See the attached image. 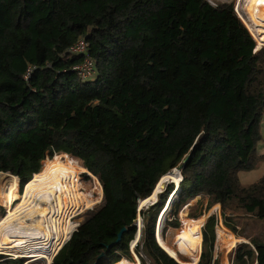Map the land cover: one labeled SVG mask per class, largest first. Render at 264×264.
Here are the masks:
<instances>
[{
    "label": "trees",
    "instance_id": "obj_1",
    "mask_svg": "<svg viewBox=\"0 0 264 264\" xmlns=\"http://www.w3.org/2000/svg\"><path fill=\"white\" fill-rule=\"evenodd\" d=\"M82 37L97 67L87 81L74 69L83 56L68 53ZM256 47L233 2L0 0V173L17 176L22 193L48 156L64 153L66 160L56 156L80 163L103 188L75 231L77 222L68 221L64 243L73 234L51 264L132 258L139 215L140 264H190L156 236L177 187L167 227H179V212L198 194L209 196L207 210L221 205L233 231L242 214L264 225V176L249 185L239 179L264 161V55ZM187 155L182 181L139 210ZM218 221L211 214L203 224L196 264H221ZM250 242L242 245L252 259L234 264H264V235ZM182 248L197 254L191 236ZM23 261L0 254V264Z\"/></svg>",
    "mask_w": 264,
    "mask_h": 264
},
{
    "label": "bare ground",
    "instance_id": "obj_2",
    "mask_svg": "<svg viewBox=\"0 0 264 264\" xmlns=\"http://www.w3.org/2000/svg\"><path fill=\"white\" fill-rule=\"evenodd\" d=\"M246 11L251 21L249 24L251 30L257 39L264 43V0H248ZM74 164L72 161L61 164L55 158L45 160V167L24 186L22 194L19 192L17 176L0 173V203L9 208L8 216L2 217L0 221V250L15 246L14 249L17 248V253H20H16V256L24 255L46 261L47 264L52 263L54 253L68 240L64 243L65 226L69 221L67 212L72 214L73 209L84 210L95 204L92 194L80 188L81 184L75 178ZM175 173L173 178L178 179V174ZM69 179L73 182L71 183ZM179 190L180 188L177 187L173 198L175 194L177 197ZM16 200H18L17 205H15ZM146 201L147 199L141 200V203ZM162 225L163 221L158 223L157 240L169 253L177 256L163 240ZM220 237L228 239L224 232ZM0 252L14 254L11 249ZM115 264H140V262H131L124 258Z\"/></svg>",
    "mask_w": 264,
    "mask_h": 264
},
{
    "label": "rangeland",
    "instance_id": "obj_3",
    "mask_svg": "<svg viewBox=\"0 0 264 264\" xmlns=\"http://www.w3.org/2000/svg\"><path fill=\"white\" fill-rule=\"evenodd\" d=\"M208 1L214 5H217V4L223 3V2H233L234 3L236 13L242 19V21L245 23V25L248 27V29L250 30L251 34L253 35L254 39L257 42V47L255 50L258 52L259 57H262L264 55V43L257 39V36H255V34L253 33V31L251 30V28L249 26V24H251V21L247 15V11H246V5H247L248 0H208ZM261 130L264 134V115L262 118ZM259 151L264 152V143H260ZM54 155H55V153H54ZM54 155L48 156L45 160H47L49 157H52ZM56 155L59 156L62 160H66L67 157L69 156V155L64 154V153H60V154H56ZM56 155L54 158L59 163L66 164L68 162V160L65 162L61 161L60 158H58ZM45 160L43 162V168L45 167V165H44ZM81 164L83 165L82 160H81ZM79 166H80V163H79V165L74 164V174H75L76 179H77V175H76L77 169L80 170ZM174 170H176V169H174ZM13 176H15V175H13ZM173 176H174V174L169 173L163 179H161L159 181V184L157 185L156 190L153 192V194L156 193L155 196L152 197L153 195H151V197L149 199H147V201L144 202L143 204L140 201V207L157 201L159 199V194L162 193L163 191H165L167 185L171 182L165 183L164 185L162 183L165 182L167 179L170 180V178L171 177L173 178ZM262 176H264V161H262V160L258 161L256 166L253 169L242 170L239 173V179L243 185H249L251 183H254V182L258 181ZM178 177H179V175H178ZM95 179H96V177L93 179L92 177L89 176L87 171H84V170L79 171V182L81 183L80 188L84 192H90L92 194V199H93L95 204L92 207L85 208L84 210H82V209L78 210V209L71 208V209H73V210H71L72 214L67 212V214L69 215V220L71 219L72 215L73 216L75 215V217L74 218L72 217L71 220L73 222L74 221L77 222L76 228L78 227L80 222L84 219V215H85L86 211L89 209H92L93 207H95L97 205H99L102 201L103 188H102L101 183H100L101 187L99 186V184L98 185L96 184ZM173 179H176V178L174 177ZM69 181L71 183L73 182L71 179H69ZM173 183H174V186H176V184L180 183V178L176 179ZM19 189H20V187H19ZM23 191H24V189H23ZM22 193L20 192V194H22ZM100 193L102 194V197H101V200L98 202V197H99ZM203 196H204L203 194H198L193 200L190 201V203L187 206H185L179 212V227L182 224V226L180 228L179 227L175 228V227H171V226L167 227L168 222L170 220L174 219V215L171 214L170 209H171V205L173 203V200L176 197V194H175L174 198H173V195L171 196L169 202L167 203V205L165 206V208L163 210L162 216H161L160 221H159V223H161L163 221V225H162V229H161L162 237L170 247H172V246L175 247V250L178 252V257H176V259L179 260L180 262L196 264L195 263L196 260H194L193 255H189L188 252H186V250L184 248H182L180 241L181 240L185 241L186 238L188 237V233L190 231V236L193 240V249L195 250L197 247L200 249V251H199V259H200L201 252H202V239H203L202 238V226L205 223L206 219L211 214H216L218 217V220H219L218 224L216 226L217 239H216V246H215V251H214L215 258L217 259V261L220 259L221 264H232V260L235 257H237V258L239 257L238 259L247 257L248 260H251L252 256H253L252 250L249 248H246L244 245H242V243H248L249 246L252 247V244L250 242V238L251 237H262L264 235L263 223L258 221L257 219L250 217L247 214H242L239 217V219L234 220L233 224L236 225L237 231H233L224 222L222 212H221V205L216 204L210 210H207L209 196H207V197H203ZM18 200L15 201V205H17ZM96 201H97V203H96ZM6 207H7V205L4 206V204L0 203V221L2 220L1 219L2 217L6 218L8 216L9 208L8 207L6 208ZM202 216H204V217L201 218L200 220H198V218H200ZM195 219H197L198 221ZM48 224H49V222H48ZM45 225H46V223H45ZM137 225L139 228L138 229V232H139L140 227L142 229V218L140 215L137 218ZM67 228H68V222L66 223V226H65L66 233H65V236L63 238H66V236H67ZM138 232L136 234V238L132 241V244H131L132 258H127V257L122 256L120 253H116L113 255V260L126 258L131 262H138V263L140 262V256H138V254H136V252H135V246L140 239ZM220 232H222V233H220ZM223 232L227 235L228 239L220 237V235L221 236L223 235ZM174 240H175L176 246L174 245ZM14 247L15 246L5 247V248L1 249L0 251H5L6 249H11V251H13V253L15 255L9 254L6 252H4V253L0 252V254L5 255L6 257H11L8 255H13V257H18V259H24L23 264H47L46 261L33 262V260H31L30 257H26L24 255L22 257H20L21 255L16 256V253L18 251L16 250L17 248L14 249ZM17 254H20V253H17ZM141 256H143L144 258H147L146 255H144V254H142ZM148 263L151 264L149 261H148Z\"/></svg>",
    "mask_w": 264,
    "mask_h": 264
},
{
    "label": "built area",
    "instance_id": "obj_4",
    "mask_svg": "<svg viewBox=\"0 0 264 264\" xmlns=\"http://www.w3.org/2000/svg\"><path fill=\"white\" fill-rule=\"evenodd\" d=\"M68 53L69 54H76V55H81L83 56V61L76 65L74 67V69L78 72V75L80 76V78L83 80V81H87V80H91L93 79L95 76H96V72H97V67H96V62L95 60L89 55V52H88V44H87V41L85 40V38H80L75 45L71 46L69 49H68ZM32 69L29 70V72L27 73L26 75V78H29L30 76V72H31ZM78 213V212H77ZM72 217L74 218L75 215ZM71 217V219H72ZM77 229V228H76ZM70 239V238H69ZM68 239V240H69ZM62 248V247H61ZM60 248V249H61ZM59 249V250H60ZM56 251V253H54V257L56 256V254L59 252ZM53 257V259H54ZM36 261H41V260H38V259H34L33 262H36ZM232 264L233 263V260H232Z\"/></svg>",
    "mask_w": 264,
    "mask_h": 264
},
{
    "label": "water",
    "instance_id": "obj_5",
    "mask_svg": "<svg viewBox=\"0 0 264 264\" xmlns=\"http://www.w3.org/2000/svg\"><path fill=\"white\" fill-rule=\"evenodd\" d=\"M258 50V49H257ZM190 157V155H187L186 157H185V159H184V161L182 162V163H180V165L177 167V168H175L176 169V173H175V170L173 169L172 171H171V173L172 174H178L179 175V178H180V182L182 181V179H183V177H182V174H181V172H182V170H183V168H184V165H185V163L187 162V160H188V158ZM3 173V172H2ZM169 182H174V179L171 177L170 178V180H166L165 182H163L162 184L164 185L165 183H169ZM143 207V206H142ZM142 207H140L139 208V210H141V208ZM125 231V228H123L120 232H119V234H118V238H117V240L115 241V243H113V245L114 244H117V243H119L120 241H121V239H122V235H123V232ZM138 235H139V237L141 236V227H140V231L138 232ZM72 236V235H71ZM161 247H162V245H160ZM163 248V247H162ZM164 250H166L165 248H164ZM166 252H168L167 250H166ZM169 253V252H168ZM170 254V253H169ZM106 255V253H101L100 254V258H102V257H104ZM171 255V254H170ZM172 256V255H171ZM175 258V257H174ZM176 259V258H175Z\"/></svg>",
    "mask_w": 264,
    "mask_h": 264
},
{
    "label": "crops",
    "instance_id": "obj_6",
    "mask_svg": "<svg viewBox=\"0 0 264 264\" xmlns=\"http://www.w3.org/2000/svg\"><path fill=\"white\" fill-rule=\"evenodd\" d=\"M19 192H20V189H19ZM199 199V198H198ZM217 205H219V204H217ZM163 213V212H162ZM162 216V215H161ZM161 216H160V218H161ZM159 221L160 220H158V223H159ZM158 223H157V228H158ZM192 226V225H191ZM190 238V231H189V233H188V237L186 238V240L185 241H180V244L183 246L185 243H186V241L188 240ZM164 240V239H163ZM165 241V240H164ZM158 242H159V244L160 245H162L161 243H160V241L158 240ZM165 243H166V241H165ZM167 244V243H166ZM168 245V244H167ZM169 246V245H168ZM162 247L163 248H165L163 245H162ZM170 247V246H169ZM170 248H172V247H170ZM175 252H176V254H177V256H174V255H172L171 253V255L173 256V257H178V252L174 249V248H172ZM199 251H200V249L198 248V250H197V254H195V255H193V257H194V260H196L195 261V263H197L198 262V260H199ZM197 258V259H196Z\"/></svg>",
    "mask_w": 264,
    "mask_h": 264
},
{
    "label": "clouds",
    "instance_id": "obj_7",
    "mask_svg": "<svg viewBox=\"0 0 264 264\" xmlns=\"http://www.w3.org/2000/svg\"><path fill=\"white\" fill-rule=\"evenodd\" d=\"M8 256H11V257H8V258L18 259V257H13V255H8ZM20 257H22V256H20ZM31 260H34V258L31 257Z\"/></svg>",
    "mask_w": 264,
    "mask_h": 264
}]
</instances>
